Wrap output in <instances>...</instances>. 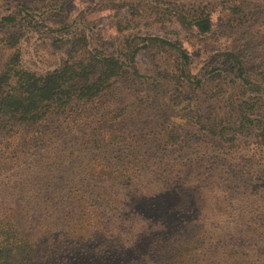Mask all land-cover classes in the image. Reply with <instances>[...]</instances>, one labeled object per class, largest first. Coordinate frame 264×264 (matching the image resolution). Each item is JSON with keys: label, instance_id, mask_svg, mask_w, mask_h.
<instances>
[{"label": "rangeland", "instance_id": "rangeland-1", "mask_svg": "<svg viewBox=\"0 0 264 264\" xmlns=\"http://www.w3.org/2000/svg\"><path fill=\"white\" fill-rule=\"evenodd\" d=\"M201 14L203 35L190 23ZM70 56L123 74L70 116L0 122V229L19 232L31 264H83L80 220L92 213L135 250L91 263L159 264L143 235L185 230L186 247L163 264H264V147L253 136L264 131V0H0V99L16 81L6 67L41 77ZM114 132L125 143L109 145ZM209 172L233 183L213 191ZM242 217L255 231L240 232ZM243 241L255 254L245 262Z\"/></svg>", "mask_w": 264, "mask_h": 264}, {"label": "trees", "instance_id": "trees-1", "mask_svg": "<svg viewBox=\"0 0 264 264\" xmlns=\"http://www.w3.org/2000/svg\"><path fill=\"white\" fill-rule=\"evenodd\" d=\"M107 20H109L108 17ZM190 23L199 34L203 35L211 31V22L206 15L201 14V16L193 19ZM108 61L110 64L98 63V65H95V62L93 63L91 60H88L87 63H84V61H74L70 56V59L63 62L60 68L41 77H34L23 72H16L13 74L12 70L6 67L8 74L6 81L13 76L16 78V81L14 87L11 85L8 86L6 83V87L8 88L3 92L4 95H2L0 99V122L3 126L12 123V125L19 127H31L42 123V120L47 115L51 116V118L62 115L65 117L70 116L69 112L73 110L74 106L78 104L86 105L95 101L104 92L109 90L113 79H118L122 76L123 72L117 65V62H113L112 60ZM10 73L12 74L10 75ZM225 135L228 136L227 134ZM225 135L222 133V137ZM253 136L255 139H258L261 146L264 147V131L253 134ZM125 138L126 137L123 135L114 132L112 134H107L105 139L109 145L120 146L125 143ZM174 140L172 133H168L164 136L165 145L174 142ZM233 142L234 139L229 140L227 143L232 144ZM203 179H209L206 181V184L211 186L213 191H218V185L227 188L226 185H231L233 183V179L230 176L219 174L213 176L210 172L209 174L205 173ZM133 184L131 186L136 188ZM135 185L138 186V182ZM219 198L221 202H215L214 204H216L215 206L218 209L223 210L222 203L224 201L220 196ZM117 200L118 199L114 201ZM201 200L202 204L205 203L203 199ZM231 212V208L226 212L228 217H232ZM242 220H244V223L241 226L245 228H240V232H244L251 227H253L251 229L255 231L253 222H249L250 218L244 219V217H242ZM80 221L82 224H88L85 228V232L90 236V241L81 245L79 250H76L82 253L80 257L83 259V264H95L91 263L95 257L99 258V261H101L102 258H106L107 255L117 252L118 250H122L121 255L134 254L133 251L135 249L123 245L124 241L121 239L120 235H107L104 234L100 228H95V226H98L100 219L94 213L90 216L84 215ZM198 228L200 231L201 226H198ZM18 233L19 232L16 231L13 226L9 225H4L3 228L0 229V264H31L30 246ZM143 236L153 240V244L150 247H153L152 250L156 253L151 254L152 257H147L146 260H153L159 264H163V259L174 254L173 251L178 253L180 249L186 247L185 241L187 238L185 236V230L174 231V233L168 234L148 233ZM243 237L247 238L246 236ZM206 243L210 248L211 244L204 240L197 239L195 245L197 244L199 247H204ZM242 243L243 244H241L239 248V253L243 255L242 262H245L250 254H254V251H251L247 247L253 243H248L246 241ZM93 244L96 252L95 249H93ZM139 253L140 252L137 254ZM213 253L214 251H211L210 254ZM91 257L94 258L91 260ZM256 261L259 260L257 259Z\"/></svg>", "mask_w": 264, "mask_h": 264}]
</instances>
